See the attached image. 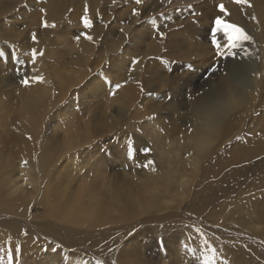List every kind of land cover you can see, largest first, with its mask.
Returning <instances> with one entry per match:
<instances>
[{"label": "rangeland", "instance_id": "rangeland-1", "mask_svg": "<svg viewBox=\"0 0 264 264\" xmlns=\"http://www.w3.org/2000/svg\"><path fill=\"white\" fill-rule=\"evenodd\" d=\"M217 16L253 40L228 55L221 32L219 54ZM17 246L14 264H264V0H0L4 264Z\"/></svg>", "mask_w": 264, "mask_h": 264}, {"label": "snow or ice", "instance_id": "snow-or-ice-1", "mask_svg": "<svg viewBox=\"0 0 264 264\" xmlns=\"http://www.w3.org/2000/svg\"><path fill=\"white\" fill-rule=\"evenodd\" d=\"M143 2V0H136L137 4H141ZM234 2L237 5H244V4H248V0H234ZM217 7L219 8L220 12L227 15L228 14V10L226 8V6L224 4H219L217 5ZM41 12H44V9L40 10ZM134 14H138L136 13V10H133ZM87 6H85V17H83V21H84V25L85 27H91V21L87 18ZM252 19H256L255 16L252 17ZM43 26L44 27H55L54 24H48L47 21H43ZM121 31H123L121 29ZM223 33V36L226 38V43H227V47H228V55H232L233 53L230 51L231 49L234 48H238L240 47V43L241 41H252L253 37L251 35H249L245 29L237 24L234 23H230L226 20H224L222 18V16H217L215 19V28L212 30V40L211 43L215 46V48L217 49V52L219 53V49L222 47L220 40L218 38V34L219 33ZM161 35H163V33H161ZM89 40L92 39V37L88 36L87 37ZM32 39L35 40V34H33ZM76 39H79V37H76ZM6 43V42H5ZM222 54V53H219ZM36 56V50L32 49V57H33V61L35 59ZM20 63H23V61H20ZM133 63H138V61H133ZM33 79L35 80H43V77L40 76H35L33 77ZM22 83L27 84L28 80H22ZM117 88L120 87V85H116ZM143 90V89H142ZM113 95H115V93H113ZM237 139H240V137H237ZM143 151L145 153H148L150 151L149 148H144ZM128 158L131 159L133 158V152L131 150H129L128 152ZM27 163V162H25ZM153 162L152 161H146L144 164V167H148L150 165H152ZM152 171H155V168H152ZM26 234V233H25ZM205 243H207V241H205ZM185 248L187 249V245H185ZM191 251L194 253L196 251V249H191ZM213 252H215V249H212ZM21 252V249L19 246H17L14 250L13 249H8L7 250V264H14V256L19 255ZM109 252H111V249H109ZM211 257H205L204 260V264H209V261L211 260ZM0 264H4V257L0 256ZM96 264H104V262L102 260L97 259L96 260ZM112 264H115V261L112 262Z\"/></svg>", "mask_w": 264, "mask_h": 264}, {"label": "clouds", "instance_id": "clouds-1", "mask_svg": "<svg viewBox=\"0 0 264 264\" xmlns=\"http://www.w3.org/2000/svg\"><path fill=\"white\" fill-rule=\"evenodd\" d=\"M204 115H205V117L206 118H209L210 119V115L208 114V113H204ZM219 125H217V127H218Z\"/></svg>", "mask_w": 264, "mask_h": 264}, {"label": "bare ground", "instance_id": "bare-ground-1", "mask_svg": "<svg viewBox=\"0 0 264 264\" xmlns=\"http://www.w3.org/2000/svg\"><path fill=\"white\" fill-rule=\"evenodd\" d=\"M197 143H199V142L197 141ZM197 143H196V144H197ZM196 146H197V145H196ZM196 146L194 145V147H196ZM200 146H201V145H200ZM198 147H199V146H198ZM199 148H200V147H199ZM86 191H87V190H86ZM78 205H79V204H78ZM84 208H85V207H84ZM66 209H67V208H66ZM71 210H72V209H71ZM90 210H91V209H90ZM68 211H69V210H68ZM81 213H82V212H81Z\"/></svg>", "mask_w": 264, "mask_h": 264}]
</instances>
